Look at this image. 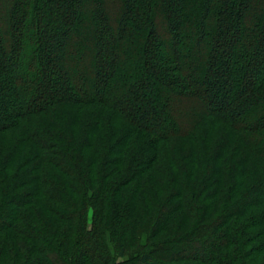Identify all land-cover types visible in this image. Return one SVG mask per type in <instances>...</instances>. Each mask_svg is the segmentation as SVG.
I'll list each match as a JSON object with an SVG mask.
<instances>
[{"label": "trees", "instance_id": "trees-1", "mask_svg": "<svg viewBox=\"0 0 264 264\" xmlns=\"http://www.w3.org/2000/svg\"><path fill=\"white\" fill-rule=\"evenodd\" d=\"M0 264H264V0H0Z\"/></svg>", "mask_w": 264, "mask_h": 264}, {"label": "rangeland", "instance_id": "rangeland-1", "mask_svg": "<svg viewBox=\"0 0 264 264\" xmlns=\"http://www.w3.org/2000/svg\"><path fill=\"white\" fill-rule=\"evenodd\" d=\"M135 72H137L136 68H135V71H134V73H135ZM135 78H136V77H133V80H134Z\"/></svg>", "mask_w": 264, "mask_h": 264}]
</instances>
